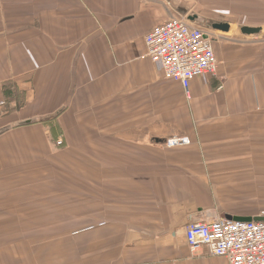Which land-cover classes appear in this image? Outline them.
Segmentation results:
<instances>
[{"label":"crops","instance_id":"crops-1","mask_svg":"<svg viewBox=\"0 0 264 264\" xmlns=\"http://www.w3.org/2000/svg\"><path fill=\"white\" fill-rule=\"evenodd\" d=\"M169 14L162 0H0V101L10 82L27 98L17 122L63 108L76 153L114 171L111 253L88 264H229L190 251L187 225L264 216V39L216 35L217 72L187 97L147 55ZM175 136L192 142H156Z\"/></svg>","mask_w":264,"mask_h":264},{"label":"rangeland","instance_id":"rangeland-1","mask_svg":"<svg viewBox=\"0 0 264 264\" xmlns=\"http://www.w3.org/2000/svg\"><path fill=\"white\" fill-rule=\"evenodd\" d=\"M162 1L168 17L178 15L175 7H179L185 13L231 23L230 32L215 30V36L264 39V32L246 36L239 29L241 25L264 27V0ZM26 99L12 83H5L0 101V121H5L0 129L7 127L0 135V219L5 217L6 222L0 234V249L5 253L0 251V264L105 260L111 253L104 240L109 236L107 211L114 207L110 198L115 187L109 186L114 171L95 169L98 155L76 153L58 118L41 120L42 115H34L35 123L17 127Z\"/></svg>","mask_w":264,"mask_h":264},{"label":"built area","instance_id":"built-area-1","mask_svg":"<svg viewBox=\"0 0 264 264\" xmlns=\"http://www.w3.org/2000/svg\"><path fill=\"white\" fill-rule=\"evenodd\" d=\"M212 37H216L214 31L186 17L171 15L146 34L147 55L166 79L180 82L189 97L196 77L217 72L219 59ZM190 141V137L175 136L166 139L165 144L177 147ZM186 241L190 251L206 249L211 256L225 257L229 264H264V221L192 222L186 227Z\"/></svg>","mask_w":264,"mask_h":264},{"label":"water","instance_id":"water-1","mask_svg":"<svg viewBox=\"0 0 264 264\" xmlns=\"http://www.w3.org/2000/svg\"><path fill=\"white\" fill-rule=\"evenodd\" d=\"M175 9L178 11V15L186 17L189 21H191V22H193L199 26H202L206 29H209L212 31H215V30L221 31V32H225V33L230 32L232 29V25L230 22L210 19V18H207V17L200 15L197 12L185 13V12H182L179 7H175ZM239 29H240V32L246 36H258V35L263 34V32H264L263 26L241 25L239 27ZM212 38L214 41L216 40L215 37H212ZM62 111H63V108H60L55 113H53L51 115H46V116L41 117V120L53 119V118L57 117ZM35 122H36V118H31V119H27V120L17 122L16 126L28 125V124H32ZM6 130H7V127L0 129V134L5 132ZM156 142L165 143L166 139H164V140L163 139H156ZM227 219L240 220V221H251V220H253V221H264V216H255V217H231V216H229Z\"/></svg>","mask_w":264,"mask_h":264}]
</instances>
